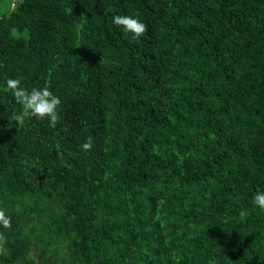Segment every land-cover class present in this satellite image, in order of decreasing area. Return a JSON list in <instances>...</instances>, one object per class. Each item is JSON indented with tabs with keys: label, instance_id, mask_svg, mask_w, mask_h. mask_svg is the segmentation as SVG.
Listing matches in <instances>:
<instances>
[{
	"label": "trees",
	"instance_id": "obj_1",
	"mask_svg": "<svg viewBox=\"0 0 264 264\" xmlns=\"http://www.w3.org/2000/svg\"><path fill=\"white\" fill-rule=\"evenodd\" d=\"M258 191L264 0H0V264H264Z\"/></svg>",
	"mask_w": 264,
	"mask_h": 264
},
{
	"label": "clouds",
	"instance_id": "obj_2",
	"mask_svg": "<svg viewBox=\"0 0 264 264\" xmlns=\"http://www.w3.org/2000/svg\"><path fill=\"white\" fill-rule=\"evenodd\" d=\"M112 19L116 26L121 27L126 33H131L137 41L148 32V26L131 15H116ZM6 85V91L11 92L15 102L22 109L19 112H13L11 116V119L19 126H24L28 119L36 118L49 121V126L52 128L57 127L60 120L59 108L61 106V100L47 86L43 88H32L28 91L21 86L19 79H8ZM92 146L93 141L89 137L81 145V149L82 151L88 152L92 149ZM252 203L264 211V192H256L252 198ZM247 215L248 213L245 210H241L239 213L241 220ZM0 226H3L5 229L11 228V218L2 209H0ZM4 242V238L0 234V251L3 249Z\"/></svg>",
	"mask_w": 264,
	"mask_h": 264
},
{
	"label": "rangeland",
	"instance_id": "obj_3",
	"mask_svg": "<svg viewBox=\"0 0 264 264\" xmlns=\"http://www.w3.org/2000/svg\"><path fill=\"white\" fill-rule=\"evenodd\" d=\"M3 6V5H2ZM2 10V9H1Z\"/></svg>",
	"mask_w": 264,
	"mask_h": 264
}]
</instances>
